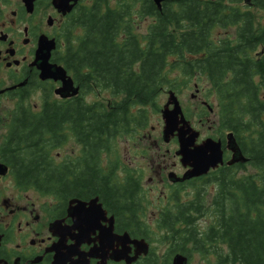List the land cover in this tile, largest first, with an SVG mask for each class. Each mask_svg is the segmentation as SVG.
I'll return each mask as SVG.
<instances>
[{"label":"trees","instance_id":"1","mask_svg":"<svg viewBox=\"0 0 264 264\" xmlns=\"http://www.w3.org/2000/svg\"><path fill=\"white\" fill-rule=\"evenodd\" d=\"M258 1L253 6L263 11L260 21L254 19L253 6L241 11L218 3L179 0L178 9L167 5L159 12L147 2L143 11L154 20L142 39L129 8L101 16L94 9L85 12L78 23L83 35L73 45L77 49L56 56L80 84L79 97L45 102L40 114L16 117L11 124L24 138L22 163L28 180L44 176L46 183L64 187V167L56 171L43 144L64 141L71 128L90 152L101 143L107 152L117 136H135L146 127L144 107L153 105L165 89L179 92L197 77L204 87L196 84L216 116L218 138L223 140V131H231L248 162L214 173L217 190L209 205L203 185L191 201L180 202V230L175 236L180 233L182 243L190 240L197 249H202L199 239H208L218 245V255V242L226 244L227 254L220 258L227 264H264V0ZM229 27H234L232 34L213 35L214 29ZM141 40L146 41L144 48ZM95 90L96 100L84 103L82 97ZM102 90L109 98H101ZM200 110V118L208 114L202 105ZM184 113L187 119L194 118L193 110L185 108ZM246 165L254 172L238 176ZM133 177L125 168L119 188V207L128 217L127 224L136 216L139 178ZM107 178L105 194L101 193L106 202L112 201L114 190ZM196 212H209L215 224L201 236L192 227ZM172 216L167 222L170 228L179 217Z\"/></svg>","mask_w":264,"mask_h":264},{"label":"flooded vegetation","instance_id":"2","mask_svg":"<svg viewBox=\"0 0 264 264\" xmlns=\"http://www.w3.org/2000/svg\"><path fill=\"white\" fill-rule=\"evenodd\" d=\"M178 1L163 0L158 6L154 0H66L64 5L70 9L63 12L56 7V0H0V264H180V255L185 257V264H191L193 253H200L204 264H209L207 257L218 259L213 264H227L220 258L227 254L226 244L218 242L221 250V255H218L216 243L199 239L202 249H197L192 241L182 243L180 233L178 237L174 233L180 230V202L191 201L202 185L204 188L214 185L215 193L214 173L223 168L231 171V166L235 165L227 164L231 153L224 147L225 138L224 142L219 138L223 163L205 175L185 180H180V177L188 167L182 165L177 154V136L172 135L168 142H163L174 148H167L156 158L155 174L163 190L152 204L146 201L141 185L142 169L131 167L130 162L124 164L119 155L113 154L110 159L113 150L106 152L102 143L97 145L95 152H90L88 145L81 143L71 128L66 131L64 141L54 142V138L53 144L42 145L47 148L50 164L58 167L56 171L64 167L65 186L48 184L43 181L48 179L44 176L28 180L22 163L24 138L11 125L16 117L40 114L45 102H66L80 95L61 98L54 92L60 81L40 78L35 59L43 37L47 38L46 42L53 40L55 43L49 62L64 67L56 61V56L77 49L73 45L77 43V37L83 35L84 29L78 23L85 12L94 9L101 16L129 8L135 32L142 39L154 20L152 14L143 11V5L151 2L160 12L167 5L173 10L178 9ZM197 2L199 5L218 3L238 7L241 11L260 4L258 0ZM147 19L150 22L144 32H138L142 28L141 23ZM145 43L141 40L142 48ZM67 74L72 77V72L67 71ZM174 83L180 85V78ZM75 85L80 88L78 82ZM193 85L196 87L197 84L194 82ZM35 93L38 94L39 105L31 102ZM199 93L195 88L193 99L198 98ZM82 100L86 104L90 102L87 96ZM200 102L204 105L203 100ZM196 110L197 118L194 119L204 127L210 122L212 109H207L209 114L202 118L199 117V106ZM64 148V154L54 155V150ZM171 158L174 159L172 162ZM48 161L45 159L46 164ZM125 168L134 174L133 179L139 178L134 201L136 216L129 224L125 221L128 217L120 211L118 197L120 185L124 183ZM105 175H108V187L114 189L113 199L108 202L101 194L104 193ZM151 180L149 178V182ZM90 181L92 184H88ZM187 188L191 191L185 192L181 198ZM176 214L179 217L170 228L167 222ZM193 217L192 227L197 230V235L201 236L215 227L208 215L196 212ZM202 219H207L208 223L200 229Z\"/></svg>","mask_w":264,"mask_h":264},{"label":"rangeland","instance_id":"3","mask_svg":"<svg viewBox=\"0 0 264 264\" xmlns=\"http://www.w3.org/2000/svg\"><path fill=\"white\" fill-rule=\"evenodd\" d=\"M247 9V8H246ZM252 13L254 14V19L256 21H260L263 19V11L261 9L256 8V6H253L251 8ZM150 19H147L145 22L143 21L141 23L142 28L139 29L138 32H144L146 26ZM138 24V23H136ZM234 32V27L232 28H216L213 30V35L215 37H226L228 33L232 34ZM193 80L190 81L186 86L182 87L181 90H177L179 92H176V95L178 97V100L180 101V104L185 110V108H189L190 110H193V114L196 113V107L199 106L200 100H203V95L200 92L198 95V98L193 99L195 93V87L194 82L199 83L197 77H193ZM197 83V84H198ZM205 84V83H204ZM202 85V86H201ZM201 87L203 86V81H201L200 84ZM198 88V87H196ZM167 89H165L155 100L153 105L146 106V114H147V124L146 128L135 134V136L132 135H123L119 138H116L113 141V146L111 147V151L113 150V153L110 154V159L113 158L114 155H119L121 158V162L124 164H129L130 166L134 168H140L142 169V181L141 185L144 190V193L146 195V201L152 204H155L157 198H159L160 192L163 190L162 185L157 182V177L155 174L156 170V158L159 154L165 153V150L167 148L171 149L174 148L172 145H166L163 144L162 141V128H163V119L161 116L160 109L161 107L166 103L167 101ZM36 95V96H35ZM38 94L35 93L31 102L35 103L36 105H39L38 101ZM100 95H102L103 98H109V93L102 90L100 92ZM88 101L92 102L96 100L97 92L92 91L90 94H88ZM38 101V102H37ZM201 103V102H200ZM200 109V108H199ZM201 111V110H200ZM197 118V117H195ZM216 116L215 114L210 115V122L205 123L204 127H200V124L197 120L192 118L190 120L192 126L200 131V137L199 138H205L208 136H212L214 138H218L219 134H217V125H216ZM210 126V127H209ZM223 131V135H224ZM144 150H146L145 153ZM57 153L64 154V149H56L54 150V155ZM170 162H172L174 159H169ZM254 170L249 166L246 165L245 169L241 168L238 170L237 175H243L252 173ZM121 177V176H120ZM149 178H152L151 182H149ZM215 186L214 185H207L205 187V191L208 193L205 201L206 204L209 205L211 202L210 196L214 193ZM187 191H191V188L188 190V188L182 192V197L184 198V194ZM164 192V191H163ZM209 217V214H208ZM210 219V217H209ZM211 221V219H210ZM205 223H208L207 219H202L199 222L200 229L204 227ZM217 260L215 257H207L206 261L209 262V264H213L215 261L217 263ZM191 264H204L202 262V255L200 253H193Z\"/></svg>","mask_w":264,"mask_h":264},{"label":"water","instance_id":"4","mask_svg":"<svg viewBox=\"0 0 264 264\" xmlns=\"http://www.w3.org/2000/svg\"><path fill=\"white\" fill-rule=\"evenodd\" d=\"M65 1L56 0V7L59 11L65 12L70 9L69 6L64 5ZM162 1L154 0L158 6ZM45 40H47L46 37L41 39L42 43L35 59V64L40 71V78L60 81V86L55 88L54 92L61 98L77 95L79 87L74 85L73 79L67 74L65 68L62 65L49 62L50 51L55 47V43L53 40L48 42ZM170 105L171 107H169ZM161 116L164 123L162 128L164 142H168L172 135H176L179 143L177 154L180 155L182 165L189 167L180 180L204 175L209 169L223 163L221 140L206 137L200 142H196L199 132L185 118L178 99L171 90L168 91L167 101L161 109ZM224 147L231 153L227 160L228 165L248 161L232 132L226 133ZM180 264H185V257L182 255H180Z\"/></svg>","mask_w":264,"mask_h":264}]
</instances>
